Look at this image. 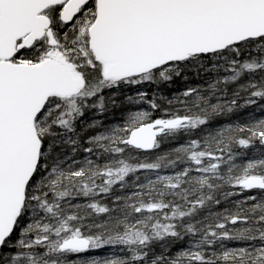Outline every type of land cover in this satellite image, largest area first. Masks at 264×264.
Returning <instances> with one entry per match:
<instances>
[{
    "label": "snow or ice",
    "instance_id": "6c2138e0",
    "mask_svg": "<svg viewBox=\"0 0 264 264\" xmlns=\"http://www.w3.org/2000/svg\"><path fill=\"white\" fill-rule=\"evenodd\" d=\"M0 264H264V0H0Z\"/></svg>",
    "mask_w": 264,
    "mask_h": 264
}]
</instances>
